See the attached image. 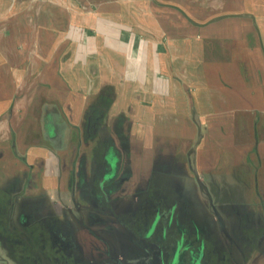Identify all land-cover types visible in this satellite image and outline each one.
I'll use <instances>...</instances> for the list:
<instances>
[{
  "label": "crops",
  "instance_id": "crops-1",
  "mask_svg": "<svg viewBox=\"0 0 264 264\" xmlns=\"http://www.w3.org/2000/svg\"><path fill=\"white\" fill-rule=\"evenodd\" d=\"M151 1L168 20L162 34L149 41L120 24L105 33L106 44L95 45L98 33L84 32L86 56L76 58L71 52L68 63L56 60L50 66L52 55L61 58L64 53L58 39L77 34L80 41L87 31H78L82 22L88 19L95 27L102 19L121 22V15L112 17L111 12L80 16L78 6H111L118 0H0V119L8 121L0 128V207L7 208L1 214L13 208L18 217L14 226L1 217L0 248L25 244L18 241L23 238L19 230L26 232L27 245H41L38 241L49 236L44 224L63 225L58 215L78 214L79 205H69L74 195L63 172L73 164L81 139L79 124L73 121L80 100L88 111L97 101L109 103L108 110L118 118L114 128L120 149L126 144L122 134L128 132L120 123L129 103L135 104L136 119L167 118L162 125L153 120L146 130L136 121V137L149 131L155 144L149 173L161 161L182 165L185 181L196 186L185 196L193 213L201 215L195 217L201 225L206 218L212 230L220 229L219 220L225 229L243 224L264 229V0ZM31 22L45 24L17 34V26L28 28ZM32 37L35 46L16 40ZM48 37L56 39L49 46L39 41ZM17 53L24 55V64L29 62L20 77L15 72ZM17 86H23V93H17ZM114 86L119 92L107 94ZM88 125L95 132V125ZM161 150L168 151V158L160 157ZM110 153L117 158L118 171L122 158ZM214 197L238 200L218 203L211 201ZM37 229L45 233L31 234ZM13 230L18 238L11 239L9 233L4 238L5 231ZM2 252L10 259V249Z\"/></svg>",
  "mask_w": 264,
  "mask_h": 264
},
{
  "label": "rangeland",
  "instance_id": "rangeland-1",
  "mask_svg": "<svg viewBox=\"0 0 264 264\" xmlns=\"http://www.w3.org/2000/svg\"><path fill=\"white\" fill-rule=\"evenodd\" d=\"M97 1H103V0H96ZM151 0H118V2H116V5H111V6H102V5H98V3L94 6H78L77 7V11H78V15L80 16H84L87 15L86 13L91 12L92 14L95 12L97 13H110V15H112V17L117 15H121V22H113L110 21V19H102V20H98L96 21V27L94 26L95 24L93 22H90L88 19L85 22H82V25L77 26L79 28L78 31H81L82 28H84V30L87 31H82V34L85 33H91L93 34L94 32L98 33L97 34V40L96 42H98V44L95 45H100L101 44H106V40H105V33L108 31H112L114 32L115 30L119 29L120 24L121 26H123L128 32L130 33H135V34H139L141 36V38L145 39V40H149L151 41L152 39H154V37H152L153 35H159V33H163L164 30H167V26L168 24V20L166 19V17H164V19H162L160 17V15H164L162 13V9H158L155 10V7L152 6L151 4ZM24 7H22L21 9L23 10ZM26 8V7H25ZM24 8V9H25ZM49 8V7H48ZM158 8V7H156ZM70 9V8H69ZM66 10V9H65ZM106 14V15H107ZM109 15V14H108ZM112 19V18H111ZM113 20V19H112ZM89 21V22H88ZM45 24L44 22H38V23H34L31 22L29 23L30 27H26L23 26V24L21 25V28L18 29L19 26H17V34H23L26 35L25 33L28 32L30 33V31H34L36 28L35 26H38L39 24ZM17 24V23H16ZM15 24V25H16ZM67 23L64 24V26ZM90 24V25H88ZM48 27L47 29L49 30L48 33H51V23L48 22ZM38 28V27H37ZM64 27H62L63 29ZM25 29V31H24ZM47 31V30H46ZM76 32V31H75ZM33 33V32H32ZM78 33V32H77ZM33 35V34H32ZM22 36V38H23ZM81 36V35H80ZM79 36L76 34L75 36L73 35L72 37H64L62 40H59V47H64V53L62 54L61 58H57L54 55H52L54 58H52L50 61V66H56V60H62L63 62H69V60H71V52L74 53L73 57H80V59H82V57L84 58L86 56L87 53V47H85L86 45H89L88 43V38H84L85 35H82V38L80 39V41L77 39ZM22 38H17V42L21 41L23 43V40H28V41H33V46H35L36 39H34L32 37V39H22ZM55 38L54 37H48L46 39L41 38L39 39V41L45 42L47 46L50 45V43H54L55 42ZM80 42L79 47L77 46V43ZM32 44V43H31ZM91 50H93L92 48H90ZM70 58V59H69ZM15 61H16V77H20V75L23 74L22 72V67L29 66V62L26 61V63L24 64V55L22 53H17L15 55ZM32 61V60H31ZM34 62V61H33ZM32 62V63H33ZM102 62V60H101ZM103 67V65H101ZM32 67H34V64H32ZM17 93H23L22 89L23 86H17ZM107 94H115L117 92H119V87L118 86H114L112 88H109L107 91ZM93 103V102H92ZM91 104V103H90ZM89 104V105H90ZM81 105V106H80ZM95 109L89 110L88 108H85L86 106L88 107V104H83V101H79V111H74V114L77 115V117H75V119H73V121H76L79 125L80 131H81V139L80 142L78 144V148L76 149V155L74 157L75 160H73V164H69L68 167L66 168V170L63 172V178L65 180V182L68 184L70 183L71 188H72V194L74 195V198H69L68 200L70 201L69 205L73 206V209H76V206L79 205V209H78V214H74L71 213L66 215V214H62V215H58V216H62L63 220L61 219V221H63V225L65 226V224H69V220L73 221L74 224L76 225L77 228L81 227V226H85L86 228L89 227L91 228V231L93 233H97L95 238V242H97L99 238L104 237L105 235H107L106 231L103 232V230H106L107 227H110V229H112V233H110V236L112 237L113 241H118V242H122L123 245H121L122 250H116L113 251L112 250V255L119 256L122 253H126L124 252V249L126 248L127 254L132 253L134 255L138 254L141 255V251L137 250V247L132 244V242L129 239V233L130 231H125V229H117L120 228L122 226H120V223L118 222L117 219V215L115 214V211H120V208L125 207V209L127 208L128 211H131L130 209H134L137 204L140 201V197H142V191L147 190L148 188L147 186V179L149 178L150 175L148 174H153L154 176L157 175V171L159 172L158 175L161 176L160 181L158 182L157 187H151V190H154L155 188H157L158 190H163V192H173L175 194H181L183 192L184 193H189V189L192 188H196V186H193L194 184L191 182H186L184 179V167L182 165L178 166H174V165H169L168 161H161L160 165L154 167L156 168L155 170L153 169V171L151 173H149V169L150 166L149 164H151V156L152 153L154 154V147L155 144L153 142L152 139V135L150 134V132L148 131L146 134H138L140 135V137H136L137 135L135 134V125H136V121L139 120L138 122L141 124H144V129H149V125L152 124V121L156 120V125H158V123H160V125H162L164 122H167V118H150L149 115H145L143 118L141 117L140 119H136L135 114L137 113L135 110V104L133 103H129V107L127 110V117L126 119L121 118V125H122V130L124 129V127H126L125 125H127V133L122 134V137L124 138V141L126 142L125 144V149L122 148L120 149L119 144V134L115 133V126L117 125V119H114L112 115H114V111L111 110V108L108 107L109 103H106L105 101L101 100L100 102L97 101V103L95 102ZM92 111V112H91ZM126 111V110H125ZM99 112V113H98ZM101 112V113H100ZM100 114L99 118H96L95 115L96 114ZM90 124L91 125H95V132L94 130L90 131L91 128L88 127ZM8 125V121L5 118H1L0 119V128L1 131H3V129H5ZM148 125V126H147ZM76 127H78L77 125H74ZM86 127L87 131H84ZM92 127V126H91ZM111 127H113V129H111ZM93 129V128H92ZM90 131V132H89ZM140 131V130H139ZM1 135V134H0ZM65 135V134H64ZM66 136V135H65ZM71 139V138H70ZM137 139V140H136ZM165 145L168 144L167 140H165ZM115 145V146H114ZM157 145V144H156ZM116 147V148H115ZM116 152L120 158H122V161L120 162V166L118 168L117 171V176L118 177H123L124 174H126L125 172L123 173V169L124 167L127 168L129 171L128 173V179L126 180V183L122 184V192L119 189L118 191H114L110 193V197H109V201L111 203V207H112V213L110 214H106V212L104 211H99V208L96 206V210L95 212L99 215L100 218L105 219V221L100 222V221H96V222H91L90 219H88V214L87 211H89V209H92V200L93 198H87L85 197V195H87L91 189H94L95 185H97V182L99 180V178L102 175V171L103 169L106 167V158L107 155L110 152ZM157 151V150H155ZM162 151V150H161ZM160 151V152H161ZM158 152V151H157ZM161 158L165 157L168 158V151L164 150L161 152L160 154ZM136 157L139 158V161L136 160ZM124 160V161H123ZM124 162H126L128 165L126 166V163L124 164ZM137 162H141L139 164V166H137ZM122 163V165H121ZM158 169V170H157ZM44 170L42 169L41 172H43ZM165 174V176L163 175ZM137 176V177H136ZM163 177V178H162ZM167 177V178H166ZM137 178V180H136ZM96 180V181H95ZM65 183V184H66ZM109 184V182L105 183V186H107ZM70 185H67L68 188H70ZM137 186V187H136ZM109 187V186H107ZM138 187H140V195H132V193L135 191V189H138ZM147 188V189H146ZM71 190V189H70ZM176 190V191H175ZM92 191V190H91ZM149 191V190H148ZM187 191V192H185ZM93 195V194H92ZM189 198V197H188ZM226 199V198H225ZM223 197H214L211 201L214 202H218L220 203L221 201L225 200ZM68 200L66 199L65 205L67 204ZM187 200V198H186ZM228 201H233V200H238V199H226ZM210 201V199H209ZM120 207V208H119ZM16 209H18V207H16ZM20 209V208H19ZM122 209V210H123ZM247 209V208H246ZM249 209V208H248ZM12 210V211H11ZM80 210V211H79ZM7 211V208L5 209V207L1 206L0 207V219L2 217V219H9V221L11 222V225L14 226L15 224H17L16 220H18L17 217V213H14L15 210L12 208H10V213L9 214H5L7 212H5L4 214H1V212ZM20 211V210H19ZM18 211V212H19ZM69 211H71L69 209ZM94 211V210H91ZM206 215L211 219L210 221L214 222V215L213 213H211L210 208L206 207ZM242 211L243 210L242 208ZM117 213V212H116ZM246 216V215H245ZM248 216V215H247ZM246 216V217H247ZM50 218H53L52 220H55L54 218H57L56 216H50ZM206 219V218H205ZM205 224H207V220H205ZM248 219V217H247ZM54 223H56L55 221H53ZM61 223L60 221L58 222ZM209 223V222H208ZM4 224V223H3ZM71 224V223H70ZM212 224V223H211ZM214 224V223H213ZM232 225V224H231ZM117 229V230H116ZM120 230V231H119ZM130 230V229H129ZM231 227L230 229H227V234L231 235ZM236 230V229H235ZM20 231L23 230H19L16 231L17 233H21ZM43 230L41 229H37L34 232H32L31 234H36V233H43ZM114 231V232H113ZM125 231V232H124ZM237 231V230H236ZM262 231H264V229H254L251 230L250 232H248L247 238L248 239H252V241L250 243H252V245H245L243 246L242 244H240V248L242 249V251L245 253V257L246 260L243 259L242 256H240L238 254L237 250H234L232 253L234 254V256L236 257V259L240 260V264H264V260L258 259L259 257L264 259V241H259V237L262 235ZM16 232L13 231H5L4 238H8V233L11 234V239H16L19 236L16 234ZM91 232V233H92ZM45 233V232H44ZM43 233V234H44ZM88 236V233L86 234L85 231H76L75 230V237L77 242H79L81 244L82 247V251L84 254H87L88 256L95 257L97 256V254L100 252L101 256H103V252L101 247L99 248V241L97 246L95 247L97 249V252L92 255V252H90L91 248L93 245H91V241L92 238H94V236L92 237V235ZM127 234V237H126ZM17 235V236H16ZM16 238H13L15 237ZM109 236V235H108ZM21 237V236H20ZM223 235L221 232H219V238L221 239V241L223 240ZM243 237V236H242ZM43 238V236H42ZM44 241H38L39 243H43V246L40 247V245H27L28 243L26 242V240L23 241V243L25 244H21L20 246L15 247V245L11 244L9 246H5L4 248H0V264H30L33 260V258L36 255H42L44 259H46V264H57V262L55 263L54 261H51L53 259L54 256L57 255V253H55V251L50 248V246L47 244L48 239L46 237L43 238ZM117 239V240H114ZM19 240V239H18ZM258 241L260 244H258ZM116 246H113L112 249L116 248ZM5 249H10L11 251V257L10 259H8L7 255L5 253H3L2 251H4ZM119 249V247L117 248ZM78 251V250H77ZM79 252V251H78ZM134 252V253H133ZM138 252V253H137ZM81 253V252H80ZM250 253H254L253 256L251 257H256V261H249L248 255ZM126 254V255H127ZM257 254V256H256ZM118 257V258H119ZM129 257V256H127ZM97 258V257H96ZM121 258L123 259V256H121ZM70 263V262H69ZM114 263V262H113ZM35 264V263H34ZM37 264H42V263H37ZM115 264V263H114Z\"/></svg>",
  "mask_w": 264,
  "mask_h": 264
},
{
  "label": "flooded vegetation",
  "instance_id": "flooded-vegetation-1",
  "mask_svg": "<svg viewBox=\"0 0 264 264\" xmlns=\"http://www.w3.org/2000/svg\"><path fill=\"white\" fill-rule=\"evenodd\" d=\"M109 154L106 158L107 165L103 169L97 185L94 189H91L92 191L90 190L88 196H85L93 198L92 209L90 208L87 211L88 219L91 222L105 221L95 212L96 206L99 211H104L106 214L112 213L113 209L109 201L110 193L119 192V189L122 190V184L126 183L128 179V171L125 167L123 173L126 174L123 177L117 176V158L114 153ZM158 174L155 176L152 173L150 174L146 186L149 188L142 191L144 193L141 194L142 197H140V201L134 209L128 211L125 207L124 209L119 207L120 211H115L118 222L122 226L117 229L122 228L125 231H130L129 239L137 247V250L141 251V255L134 252V255L132 253L127 254L128 251L125 248L124 252L126 253H121L120 257H114L112 250H122L121 245L123 243L114 242L110 236L112 229L107 227L106 230H103V232H107V235L102 238L98 237L100 242L98 247H101L103 256L100 257L101 253L99 252L97 256L91 258L83 253L81 244L77 242L75 237V230L85 231L89 236L92 232L91 228L81 226L78 229L75 226L77 229H74L70 228L68 223L65 226H57L52 222L49 225L44 224L45 232L49 235L48 245L57 253L51 261L57 262V264H240V260L236 259L232 253L234 250H237L238 254L246 260V255L239 246L240 244L243 246L252 245L250 243L252 239H248L247 235L248 232L254 229L248 228L247 224H243L238 225L236 231L230 226L231 235H229L220 220L218 222L220 229L218 230H212L206 224L197 223L195 217L200 219L201 215L193 213V209L189 206L190 199L185 196V193L175 194L172 191L164 193L163 190L157 188L151 190V187H157L161 179ZM163 175L165 176V174ZM106 182H109L110 185L104 188ZM140 190V188L135 189L132 195L141 196ZM20 232V234H23V238L18 240L21 244L27 235L26 232ZM219 232L223 235L222 241L219 238ZM96 234L91 233L92 237L94 236L93 241L90 242L93 245L90 250L92 255L97 252L95 248L98 244V241L95 242ZM259 241H264V231H262ZM259 241L258 244H260ZM116 245L117 247L112 249ZM42 246L43 244L40 245V247ZM118 247L119 249H117ZM253 254L248 255L250 262L253 261L254 257H251ZM35 256L36 258L34 257L30 264H46V259L42 255L35 254ZM121 256H123V259Z\"/></svg>",
  "mask_w": 264,
  "mask_h": 264
}]
</instances>
